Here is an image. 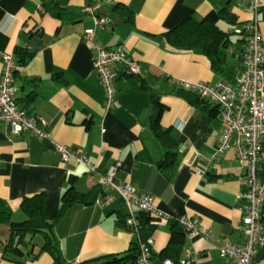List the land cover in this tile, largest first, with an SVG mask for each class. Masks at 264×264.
<instances>
[{
  "label": "crops",
  "instance_id": "obj_1",
  "mask_svg": "<svg viewBox=\"0 0 264 264\" xmlns=\"http://www.w3.org/2000/svg\"><path fill=\"white\" fill-rule=\"evenodd\" d=\"M118 5L132 17L128 11L117 12ZM88 7L97 15L112 11L109 26L97 32L95 42L122 49L139 65V74L117 80L116 105L110 111L93 68L92 44L84 39L94 28ZM187 19L208 20L230 35L229 78L215 72L201 53L175 51L168 44L166 33ZM255 19L264 52V0L257 15L245 0H0V78L2 56H11L18 107L44 119L50 133V139L39 140L0 127V200L11 208L14 220L22 218L23 199L45 194V216L54 222L71 176L79 194L100 191L95 204L68 207L54 227L58 260L41 249L42 234L11 242L9 230H0V264H93L130 249L136 237L124 223L128 211L101 182L100 175L113 164L118 165V182L151 196L160 211L187 216L213 234L186 235L180 259L192 255L196 264H227L219 255L224 244L246 241L245 173L234 150L217 154L219 114L209 112L213 106L203 109L205 104L199 107L183 98L179 82L236 84L246 41L241 31ZM153 96L161 104L160 126L176 145L173 169L159 166L165 146L151 127V117L158 114ZM56 145L86 154L98 172L76 161L64 164ZM107 195L113 201L98 205ZM153 224L152 251L160 255L171 240V225ZM154 264H161L159 257ZM254 264H264V249Z\"/></svg>",
  "mask_w": 264,
  "mask_h": 264
},
{
  "label": "built area",
  "instance_id": "obj_2",
  "mask_svg": "<svg viewBox=\"0 0 264 264\" xmlns=\"http://www.w3.org/2000/svg\"><path fill=\"white\" fill-rule=\"evenodd\" d=\"M257 15L263 0H245ZM86 11L93 15L94 28L88 30L84 39L92 44L93 68L105 90V109L112 110L116 105V83L121 75L139 74L138 63L122 49H111L95 42L98 31H105L110 24L109 18L97 15L91 7ZM245 36L242 50V74L232 85L224 81L215 84L204 82L180 81L179 87L201 99L218 106L221 121V134L218 140L217 154L229 150L236 152L237 163L244 170L246 181V205L243 217L244 244L226 243L219 255L227 264H254L260 249H264V52L262 37L257 20L241 31ZM3 72L0 78V127L6 126L15 134L28 133L45 140L50 139L48 123L37 116L29 115L18 107L15 99L13 75L15 61L11 56L3 55ZM62 162L76 161L91 173H97V165L89 163L86 154H80L72 148L56 145ZM118 165H111L101 176L102 185L122 200L128 211L127 225L135 232L140 227L139 213L151 214L169 223L177 221L186 235L194 237L204 234L211 238L213 234L205 231L201 224L187 216L174 218L159 210L151 196L141 194L131 184L116 180ZM113 201L107 195L97 201L103 206ZM139 264H150V250L141 245ZM196 258L189 255L178 263L165 260L163 264H196Z\"/></svg>",
  "mask_w": 264,
  "mask_h": 264
},
{
  "label": "trees",
  "instance_id": "obj_3",
  "mask_svg": "<svg viewBox=\"0 0 264 264\" xmlns=\"http://www.w3.org/2000/svg\"><path fill=\"white\" fill-rule=\"evenodd\" d=\"M47 3H45L46 5ZM126 8V7H125ZM121 5L116 7L117 12H127L129 17L132 14L129 9H125ZM229 34L221 30L216 24L211 23L208 20H196L187 19L180 25L166 33L165 38L168 44L179 52L196 51L206 56L210 62L212 69L226 78L231 75L230 70L227 68V57L226 51L230 46ZM242 55V52H241ZM23 54L21 57L23 60L20 61L22 64L31 54L26 56ZM123 77H128L124 75ZM133 79H137L134 77ZM230 84V83H229ZM233 85V84H232ZM179 94L188 99L192 104L196 106H203V109L213 106L210 109V113L217 112L219 114L218 106H215L207 101L201 99L197 95L187 92L183 89L179 91ZM154 98V106L158 110V114L151 117V127L156 135V138L161 141L165 146L164 159L160 162L159 166L165 170L168 168L173 169L176 166L175 158L177 157V149L172 135L168 130H164L159 123L161 114V104ZM23 110V109H22ZM28 114V113H27ZM76 178L71 176L69 179V185L62 198V206L60 209L59 217L54 222H49L46 219V196L45 194H39L33 197L25 198L22 200L20 210L25 214V220L16 222L13 220V211L8 204L0 200V226H5L10 232V241L22 242L24 236L27 234L35 235L42 234L45 239L42 250H49L58 260V249L53 243V231L58 221L66 214L68 207L73 205H93L95 204L100 191L97 188H93L86 194H79L76 191ZM124 219L125 226L133 233L136 237L132 247L126 252L118 255H111L100 258L101 262L93 264H139L141 257V245H144L150 250L151 258L150 264H154L157 257L160 258L161 264L165 260H172L178 263L181 259L183 246L185 243L186 233L182 226L177 221H170L171 225V240L166 250L157 255L152 251L151 245V231L154 228V222H162L159 218L145 213H139L138 220L140 227L137 232L132 227L128 226L127 219ZM7 245H10L9 243Z\"/></svg>",
  "mask_w": 264,
  "mask_h": 264
},
{
  "label": "rangeland",
  "instance_id": "obj_4",
  "mask_svg": "<svg viewBox=\"0 0 264 264\" xmlns=\"http://www.w3.org/2000/svg\"><path fill=\"white\" fill-rule=\"evenodd\" d=\"M21 215H22V218L20 217V219H19V217H16V218H14V221L20 222V221L24 220V218H26L24 213H21ZM0 230L8 231L9 229L5 226H0ZM2 237H3V234L0 233V239Z\"/></svg>",
  "mask_w": 264,
  "mask_h": 264
},
{
  "label": "water",
  "instance_id": "obj_5",
  "mask_svg": "<svg viewBox=\"0 0 264 264\" xmlns=\"http://www.w3.org/2000/svg\"><path fill=\"white\" fill-rule=\"evenodd\" d=\"M102 13H103V14H101L102 16H105V17H107V15H108V14H111V13H112V11H111V10H108V11H105V12H104V11H102ZM115 21H118V18H117V16L115 17Z\"/></svg>",
  "mask_w": 264,
  "mask_h": 264
}]
</instances>
